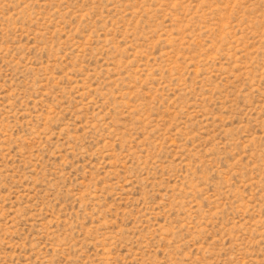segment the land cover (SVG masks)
Here are the masks:
<instances>
[{
  "label": "rangeland",
  "instance_id": "rangeland-1",
  "mask_svg": "<svg viewBox=\"0 0 264 264\" xmlns=\"http://www.w3.org/2000/svg\"><path fill=\"white\" fill-rule=\"evenodd\" d=\"M0 264H264V0H0Z\"/></svg>",
  "mask_w": 264,
  "mask_h": 264
}]
</instances>
